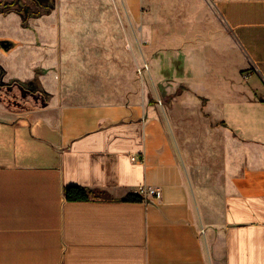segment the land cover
I'll return each mask as SVG.
<instances>
[{
    "label": "crops",
    "instance_id": "crops-1",
    "mask_svg": "<svg viewBox=\"0 0 264 264\" xmlns=\"http://www.w3.org/2000/svg\"><path fill=\"white\" fill-rule=\"evenodd\" d=\"M215 6L249 86L244 99L224 90L220 124L208 120L190 152L149 104L53 98L24 110L0 101V264H264V0ZM48 30L58 36L46 40L40 64L49 56L59 70L43 75H110L90 67L102 58L90 50L99 41L60 39L93 25ZM31 61L4 80H29ZM68 188L89 199L68 200ZM133 194L143 200L126 201Z\"/></svg>",
    "mask_w": 264,
    "mask_h": 264
},
{
    "label": "rangeland",
    "instance_id": "rangeland-1",
    "mask_svg": "<svg viewBox=\"0 0 264 264\" xmlns=\"http://www.w3.org/2000/svg\"><path fill=\"white\" fill-rule=\"evenodd\" d=\"M72 24L95 30L64 31L60 39L99 41L90 50L102 58L90 67L110 75H43L59 70L49 56L47 68L40 64L46 40L58 36L49 27ZM0 41V52L7 46L8 54L0 55L4 105L34 110L53 98L77 106L149 104L174 125L181 151L186 145L190 152V138L208 136V120L220 124L224 90L237 89L244 99L249 86L246 60L215 0H0ZM23 59L32 60L30 79L5 81L25 72Z\"/></svg>",
    "mask_w": 264,
    "mask_h": 264
},
{
    "label": "trees",
    "instance_id": "trees-1",
    "mask_svg": "<svg viewBox=\"0 0 264 264\" xmlns=\"http://www.w3.org/2000/svg\"><path fill=\"white\" fill-rule=\"evenodd\" d=\"M221 125H225L224 123H221ZM66 197L70 201H77V200H88V193L82 189L78 188H68L66 190ZM143 199L139 195H130L127 197L126 201L129 202H141Z\"/></svg>",
    "mask_w": 264,
    "mask_h": 264
},
{
    "label": "built area",
    "instance_id": "built-area-1",
    "mask_svg": "<svg viewBox=\"0 0 264 264\" xmlns=\"http://www.w3.org/2000/svg\"><path fill=\"white\" fill-rule=\"evenodd\" d=\"M139 195L143 196L144 198L154 197L159 199L161 197V192L156 189H141Z\"/></svg>",
    "mask_w": 264,
    "mask_h": 264
},
{
    "label": "water",
    "instance_id": "water-1",
    "mask_svg": "<svg viewBox=\"0 0 264 264\" xmlns=\"http://www.w3.org/2000/svg\"><path fill=\"white\" fill-rule=\"evenodd\" d=\"M4 45V44H3ZM5 46V45H4Z\"/></svg>",
    "mask_w": 264,
    "mask_h": 264
}]
</instances>
